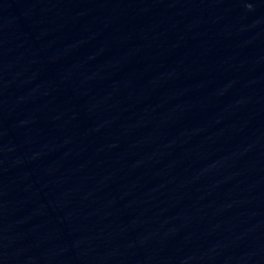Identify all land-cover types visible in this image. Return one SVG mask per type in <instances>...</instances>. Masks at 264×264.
Masks as SVG:
<instances>
[{"label":"water","instance_id":"water-1","mask_svg":"<svg viewBox=\"0 0 264 264\" xmlns=\"http://www.w3.org/2000/svg\"><path fill=\"white\" fill-rule=\"evenodd\" d=\"M0 264H264V0H0Z\"/></svg>","mask_w":264,"mask_h":264}]
</instances>
